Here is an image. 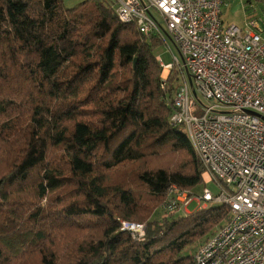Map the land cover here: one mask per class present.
<instances>
[{
  "label": "trees",
  "instance_id": "16d2710c",
  "mask_svg": "<svg viewBox=\"0 0 264 264\" xmlns=\"http://www.w3.org/2000/svg\"><path fill=\"white\" fill-rule=\"evenodd\" d=\"M161 44L114 0H0V264H194L229 208H164L204 167L170 122Z\"/></svg>",
  "mask_w": 264,
  "mask_h": 264
},
{
  "label": "built area",
  "instance_id": "2783aa9c",
  "mask_svg": "<svg viewBox=\"0 0 264 264\" xmlns=\"http://www.w3.org/2000/svg\"><path fill=\"white\" fill-rule=\"evenodd\" d=\"M118 19L147 37L169 40L174 61L156 60L179 71L171 101L173 126H184L203 167L201 194L175 185L167 212L188 213L224 204L229 215L194 252V264H264V37L255 28L224 26L226 0H114ZM162 87L168 78L162 75ZM144 238L146 224L123 222Z\"/></svg>",
  "mask_w": 264,
  "mask_h": 264
},
{
  "label": "rangeland",
  "instance_id": "374dc122",
  "mask_svg": "<svg viewBox=\"0 0 264 264\" xmlns=\"http://www.w3.org/2000/svg\"><path fill=\"white\" fill-rule=\"evenodd\" d=\"M81 1L83 0H64V4L66 7H73ZM222 19L224 22V26L235 24L240 26L244 31L249 30V27L247 25L248 22L253 19H256L260 22L259 24H261V26L260 28H255L254 30L260 32L264 37V0H226L225 4L222 7ZM170 47L173 52L180 57L176 46L171 42V40H169L168 44L162 43L160 46H157L155 48L156 56H162L163 60L166 63L173 62L174 57L170 50ZM161 71V77L163 75L166 78H169L172 73H169L168 70L163 69ZM206 187L210 188L213 192H217L218 190L214 182H205V179L203 178V183L197 188L193 189V191L197 192L198 194H201ZM197 207V202L192 203L187 208L189 211L188 213L194 212L195 210H197ZM157 211L158 212L155 215L156 217H161L165 215L162 210ZM181 214L182 213H178V215ZM217 227L215 229H217ZM199 245V243L192 245L189 248L188 252L193 253L194 251H196Z\"/></svg>",
  "mask_w": 264,
  "mask_h": 264
},
{
  "label": "water",
  "instance_id": "95a60500",
  "mask_svg": "<svg viewBox=\"0 0 264 264\" xmlns=\"http://www.w3.org/2000/svg\"><path fill=\"white\" fill-rule=\"evenodd\" d=\"M135 62H136V60H135Z\"/></svg>",
  "mask_w": 264,
  "mask_h": 264
}]
</instances>
